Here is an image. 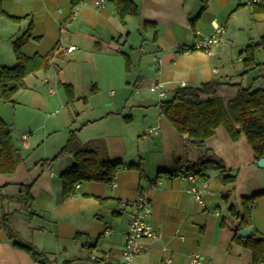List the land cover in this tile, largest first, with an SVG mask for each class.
Listing matches in <instances>:
<instances>
[{
	"label": "crops",
	"instance_id": "crops-1",
	"mask_svg": "<svg viewBox=\"0 0 264 264\" xmlns=\"http://www.w3.org/2000/svg\"><path fill=\"white\" fill-rule=\"evenodd\" d=\"M96 1L100 0H80L73 8L71 0H1L5 15L23 19L14 23L0 17L1 67L15 66L11 44L30 24V38L21 47L25 58L46 56L56 45L59 49L46 71L25 79L26 89L17 91L11 104L0 101V120L10 129L20 155L14 173L0 175V264H117L132 219V212L120 205L140 195L150 200L147 223L161 236L143 239L148 252L132 264H162L165 259L189 264L193 253L211 264H251L250 252L231 243L228 229L235 220L228 207L240 210L243 198L260 195L250 203L249 212L252 229L264 237V167L256 166L243 138L231 142L222 128L204 141L202 155L185 135L178 137L172 131L149 88L162 83L166 99L179 88L211 80L251 88L259 83L264 90V79L252 81L257 70L240 77L244 69L239 58L246 46L264 36V14L252 12L251 0H207L203 12L200 0H130L138 5L139 16H127L121 24L111 0H104L100 7ZM260 5L264 6V0ZM215 26L224 33L210 51L174 50L209 36ZM70 47L73 51L65 52ZM119 53L127 57L128 69ZM73 54L82 60L75 62L73 56L71 65L57 70L54 63ZM156 58L162 62L160 69L155 67ZM257 61L264 64V52L257 53ZM249 75L253 77L247 79ZM82 83L86 94L80 97ZM62 84L72 87V103L64 92L65 99L58 96L57 85L62 89ZM102 91L110 99L104 106L108 102L95 101ZM117 91L127 97L124 102L113 100ZM59 108L64 110L62 117H58ZM81 114H86L85 120H80ZM70 132L81 144L100 150L105 160L121 163L115 187L80 182L73 194L63 197L60 177L76 165L75 160L71 155L53 159ZM24 134L28 137L22 139ZM145 136L156 138L152 147H141ZM184 150L185 157L180 158ZM166 152L167 166L143 168L146 156ZM205 157L222 162L235 182L223 185L218 172H206L202 204L194 201L193 183L187 177L159 176L173 171L179 161L188 165ZM153 183L155 188L150 189ZM226 191L230 198L225 205ZM4 227L11 230L12 238ZM14 243L31 245L39 258L15 248Z\"/></svg>",
	"mask_w": 264,
	"mask_h": 264
},
{
	"label": "trees",
	"instance_id": "trees-1",
	"mask_svg": "<svg viewBox=\"0 0 264 264\" xmlns=\"http://www.w3.org/2000/svg\"><path fill=\"white\" fill-rule=\"evenodd\" d=\"M140 1V0H139ZM203 12L207 0H200ZM80 0H71V6H78ZM114 14L117 15L121 24L128 17L139 16L138 5L130 0H111ZM252 12L264 14V6L252 4ZM0 17L11 22L19 23L23 19H17L5 15L1 8ZM146 25V24H145ZM143 25V26H145ZM31 24L28 31L12 42V52L15 58V66L6 68L0 66V101L6 104L12 103V97L19 91L26 89L25 79L38 71H46L49 61L59 47L56 45L46 56H33L25 58L21 53L22 45L30 38ZM264 52V36L256 44L246 46L239 53V58L244 71L240 77L257 70L258 75L252 81L257 82L264 79V64L257 61V53ZM125 60V67L128 69V59L119 53ZM62 89L68 103L75 99L70 85H63ZM159 114L169 124L172 131L178 136H186L190 145L204 152V141L212 132L222 128L231 142L243 138L251 149L255 163L264 159V90L244 87L241 83L230 81L211 80L198 87H182L174 92L164 101L158 103ZM64 155H71L75 160V166L61 175L62 194L64 198L71 195L76 183L97 182L110 184L115 177L116 170L121 166L118 161L105 160L100 150L93 148L91 144H81L74 132H70L64 147L53 159ZM52 160V161H53ZM20 161L18 150L15 149L10 129L0 120V175L14 173ZM129 168L138 169L137 165H130ZM206 172H218L221 175L223 185L234 184L235 177L226 175V169L222 162L211 157L193 164L183 165L177 162L173 171L161 172L160 175L167 177H188L196 176L204 179ZM29 187L25 188L28 199ZM260 195L243 198L240 210L234 206L228 207V213L235 220V225L228 229L232 233L231 243L240 244L244 250L251 254V264H264V237L252 229L250 203ZM230 192L226 191L222 199L228 204ZM7 236L12 238L13 233L8 227H4ZM241 229H249L251 236L242 239L238 236ZM15 248L29 254L32 258L38 259L39 254L29 244L14 243Z\"/></svg>",
	"mask_w": 264,
	"mask_h": 264
},
{
	"label": "built area",
	"instance_id": "built-area-1",
	"mask_svg": "<svg viewBox=\"0 0 264 264\" xmlns=\"http://www.w3.org/2000/svg\"><path fill=\"white\" fill-rule=\"evenodd\" d=\"M261 0H251L252 4H260ZM104 4V0L96 1L95 6L100 7ZM75 10L71 14V18H73ZM224 29L220 26H215L212 33L204 38H199L195 41V43L191 46H175L176 52H192V51H210L213 48L219 38L223 35ZM73 48H67L65 52H71ZM155 67L160 69L162 62L160 59L154 60ZM149 91L156 95V98L159 102L166 100V93L163 88V84L160 82H156L152 84L149 88ZM28 134L22 135V139L27 138ZM47 168H50L47 165ZM120 170H126L125 167H121ZM193 185L190 186V192L194 201L199 204H202V193L207 188V181L205 179H201L196 176H188L187 177ZM198 183V186L195 184ZM110 186L115 187L114 180L110 183ZM76 188V187H75ZM150 189L155 188V184H151L149 186ZM73 194V192H72ZM150 200L145 196L136 197L135 201L132 202H124L120 206L122 209H128L132 212V219L126 229L125 233V241L124 247L121 252L120 261L117 264H132L133 260L140 254L147 253L148 247L145 246L142 242L143 239H154L161 236L159 231L152 229V227L147 223V219L150 216ZM104 234H109V230H105ZM189 264H211L210 260L205 258L197 253H193L188 258ZM162 264H171L169 259L163 260Z\"/></svg>",
	"mask_w": 264,
	"mask_h": 264
},
{
	"label": "rangeland",
	"instance_id": "rangeland-1",
	"mask_svg": "<svg viewBox=\"0 0 264 264\" xmlns=\"http://www.w3.org/2000/svg\"><path fill=\"white\" fill-rule=\"evenodd\" d=\"M73 56H75V62H76L77 59L82 60L81 56H78V55H74L73 54L71 56H66L64 58V60L61 59L60 61L55 62L54 63V66H57L56 67L57 70L65 69V67H68V65H71L73 63V58H72ZM260 58H261V55L258 56V59H260ZM252 77H253L252 75H249L247 79H250ZM258 86H259V83H257L255 86H253L252 89H256V88H258ZM57 91H58V96H60L61 99H65L63 97L64 94H63V90L61 89V86H58L57 85ZM85 94H86V89H85V87L83 86V83H82L81 84V87L78 90L77 95L80 96V97H83V96H85ZM121 94H123L122 91L121 92L117 91V93H115V98L113 100L114 101L115 100H118L120 102H124V100L127 97L125 95H121ZM154 97L156 98V95H154ZM95 101H97L98 103H101V104L103 102L110 101V99H109V93L107 91L106 92L102 91L101 94L97 98H95ZM105 104H109V102L108 103H103L102 105L104 106ZM79 105H80V107H82L81 102L79 103ZM58 110H59L58 117H62L64 110L62 108H59ZM109 110H111V109L109 108ZM73 112L76 113L75 111H73ZM125 112L126 111H124V114H125ZM84 118H86V114H81L80 115V120H85ZM14 139H15V141L17 143H19L18 142V133H15L14 134ZM155 140H156V138H153L152 136H145L144 142H143V144H141V147L144 148V146H145L147 148H150V147L153 146V144H151V143H155ZM185 154L186 153H185V150H184V152L181 154L180 158H184L185 157ZM143 160H144L143 161V166H144L143 168H151V167H153L155 165L156 166L159 165L160 168H164L165 166H167V161H166L167 160V152L165 154H163V155H160V156H156L154 154H151L149 156H146ZM188 160H191V159H188ZM232 204H233V200H232ZM223 207H224V205H222V208Z\"/></svg>",
	"mask_w": 264,
	"mask_h": 264
},
{
	"label": "water",
	"instance_id": "water-1",
	"mask_svg": "<svg viewBox=\"0 0 264 264\" xmlns=\"http://www.w3.org/2000/svg\"><path fill=\"white\" fill-rule=\"evenodd\" d=\"M256 166L257 167H264V159H259L257 162H256ZM238 236L242 239H246V238H249L251 236V233L248 229H241L239 232H238ZM42 262V261H41Z\"/></svg>",
	"mask_w": 264,
	"mask_h": 264
}]
</instances>
